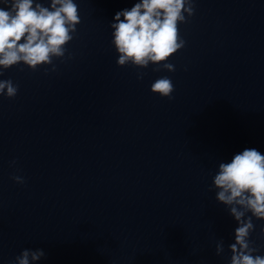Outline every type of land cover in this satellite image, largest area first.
Returning <instances> with one entry per match:
<instances>
[{
    "label": "clouds",
    "instance_id": "1",
    "mask_svg": "<svg viewBox=\"0 0 264 264\" xmlns=\"http://www.w3.org/2000/svg\"><path fill=\"white\" fill-rule=\"evenodd\" d=\"M0 5V75L21 62L32 71L48 65L54 71L53 61L63 60L66 45L81 22L74 0H51L50 7L39 0H0ZM194 11V0H140L130 9L116 12L110 27L114 30L111 43L119 54L117 65L142 69L151 64L155 66L153 71H175L167 61L186 43L178 23H186V16L191 17ZM143 76L138 73L137 79ZM18 89L11 79L0 80V96L13 99ZM174 90L167 76L151 85V92L162 98L172 99ZM12 179L25 183L22 176L14 175ZM213 184L219 189L217 200L231 206L230 213L238 222L235 242L229 245L230 264H264V256L256 254L259 248L250 239L254 231L252 217L264 221V154L256 148L234 154L230 162L219 164ZM248 211L251 216L245 219ZM222 251V244H218L217 255ZM44 256L42 249H25L11 264H34Z\"/></svg>",
    "mask_w": 264,
    "mask_h": 264
}]
</instances>
